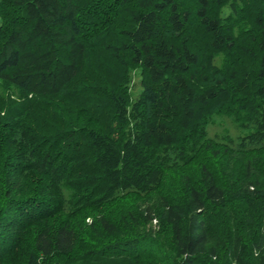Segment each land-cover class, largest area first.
<instances>
[{
    "label": "trees",
    "instance_id": "obj_1",
    "mask_svg": "<svg viewBox=\"0 0 264 264\" xmlns=\"http://www.w3.org/2000/svg\"><path fill=\"white\" fill-rule=\"evenodd\" d=\"M0 86V264H264V0H0Z\"/></svg>",
    "mask_w": 264,
    "mask_h": 264
},
{
    "label": "rangeland",
    "instance_id": "obj_2",
    "mask_svg": "<svg viewBox=\"0 0 264 264\" xmlns=\"http://www.w3.org/2000/svg\"><path fill=\"white\" fill-rule=\"evenodd\" d=\"M131 91L134 99L139 96L141 91L139 71L132 72ZM3 93V89L0 86V95ZM249 132V130H243L231 117L226 116H214L211 118V122L207 127L208 138L216 139L218 142H225L231 146H235L238 143L239 138L243 137ZM231 141V143H230ZM89 222L90 219H87ZM21 259V256L19 257ZM6 262L4 264H10Z\"/></svg>",
    "mask_w": 264,
    "mask_h": 264
}]
</instances>
